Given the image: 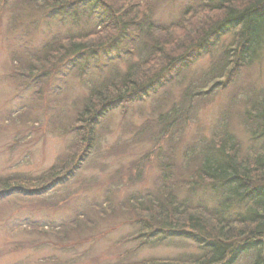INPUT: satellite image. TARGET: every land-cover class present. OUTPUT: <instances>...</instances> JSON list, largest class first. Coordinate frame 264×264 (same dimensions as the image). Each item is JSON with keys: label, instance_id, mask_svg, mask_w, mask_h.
Returning <instances> with one entry per match:
<instances>
[{"label": "rangeland", "instance_id": "obj_1", "mask_svg": "<svg viewBox=\"0 0 264 264\" xmlns=\"http://www.w3.org/2000/svg\"><path fill=\"white\" fill-rule=\"evenodd\" d=\"M199 1L145 0L143 5L157 22L168 24L190 6L196 10ZM26 2L0 0V192L11 186L0 193V264H192L208 248L195 236L153 233L163 226L157 204L166 205L172 218L201 213L216 222L208 209L223 204L225 196L208 182L199 183L194 160L204 141L224 128L238 139L239 155L259 148L261 142L242 124L248 97L264 98V44L252 63L236 66L231 78L192 97L191 115L178 119L181 132L164 134L165 126L160 134L162 116L175 101L209 89L207 72L232 43L234 30L176 70L166 89L111 108L85 139L82 131L71 130L82 119L80 110L90 97H108L103 78L117 74L120 81L129 60L107 64L99 57L89 66L54 74L44 51L47 43L46 49L55 44L50 37L70 44L69 33L96 22L49 19ZM136 59L135 52L130 60ZM75 162L78 171L59 180ZM145 211L156 222L137 224L133 218ZM245 211L242 201H233L227 214ZM238 249L233 264L255 263L257 244Z\"/></svg>", "mask_w": 264, "mask_h": 264}, {"label": "trees", "instance_id": "obj_2", "mask_svg": "<svg viewBox=\"0 0 264 264\" xmlns=\"http://www.w3.org/2000/svg\"><path fill=\"white\" fill-rule=\"evenodd\" d=\"M25 1L26 7L31 3L36 11H42L49 19L73 20L80 24L89 20L96 22L69 33L70 44L60 41L57 36L50 37L49 40L55 44L46 49L51 45L47 43L44 51L46 61L53 64L51 68L54 74L82 68V64L89 66L99 57L106 59L107 64L114 60H129L127 70L119 76L120 81L117 80V74L111 78L106 77L110 83L103 78L105 81L102 87L107 90L108 97H90L86 106L80 110L82 119L71 130L82 131L85 139L94 133L91 132L94 123L111 108L166 89L176 76V70L187 68L200 54L212 51L223 35L234 30L232 43L222 49L219 60L207 72L212 84L209 89L195 90L193 94L185 93L186 96L192 94L191 98L175 101L172 108L162 116L163 128L160 134L163 135L165 126L167 131L164 134H171L174 129L181 132L178 130V119L191 115L192 97L208 93L224 78H231V71L236 66L252 63L264 44V0H200L196 10L190 6L179 20L168 24L157 22L154 13L145 10V0ZM135 52L138 59L131 61ZM93 94L95 96L99 93L93 91ZM248 99L249 109L246 122L242 125L250 129L253 140L261 142L259 148L251 154L239 155L238 139L224 128L214 133L211 140L204 141L203 151L194 160L199 183L208 182L225 196L223 204L208 209V214L216 222L211 224L209 216L201 213L182 216L180 212L179 216L176 214L172 218L164 208L166 205L157 204L159 208L156 217L158 224L163 226H155L153 233L158 232L165 237L195 236L197 242L204 243L208 248V252L195 258L192 264H233L240 252L238 248L242 249L245 244H257L254 264H264V98ZM78 165L79 162H75L72 171L58 179L64 181L73 175L80 168ZM6 188H2L0 193L10 192ZM170 200L173 201L172 198ZM233 201H242L246 211L242 214H227ZM174 208L176 211H187L178 204H174ZM143 213H137L133 218L137 224L145 225L149 219L156 222L147 211ZM195 232H198L197 235ZM232 242L235 246L231 245Z\"/></svg>", "mask_w": 264, "mask_h": 264}]
</instances>
